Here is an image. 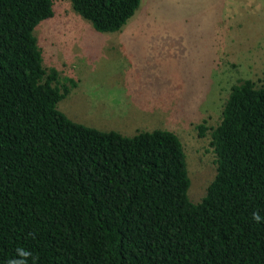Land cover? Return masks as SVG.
Returning a JSON list of instances; mask_svg holds the SVG:
<instances>
[{
	"label": "trees",
	"instance_id": "16d2710c",
	"mask_svg": "<svg viewBox=\"0 0 264 264\" xmlns=\"http://www.w3.org/2000/svg\"><path fill=\"white\" fill-rule=\"evenodd\" d=\"M98 33L139 0H68ZM52 0H0V264H264V82L229 87L208 136L214 175L197 203L177 136L125 137L56 109L72 79L41 66L33 29ZM262 219L256 223L252 217Z\"/></svg>",
	"mask_w": 264,
	"mask_h": 264
},
{
	"label": "rangeland",
	"instance_id": "374dc122",
	"mask_svg": "<svg viewBox=\"0 0 264 264\" xmlns=\"http://www.w3.org/2000/svg\"><path fill=\"white\" fill-rule=\"evenodd\" d=\"M32 32L41 66L72 79L56 109L70 121L131 137L174 133L185 156L187 198L197 203L214 175L208 136L229 87L264 82V0H139L117 32H95L52 0Z\"/></svg>",
	"mask_w": 264,
	"mask_h": 264
},
{
	"label": "clouds",
	"instance_id": "9594fccd",
	"mask_svg": "<svg viewBox=\"0 0 264 264\" xmlns=\"http://www.w3.org/2000/svg\"><path fill=\"white\" fill-rule=\"evenodd\" d=\"M252 219L256 223H260L262 218L258 214H253ZM31 257L32 253L29 250L20 247L16 250V258L10 260L9 264H29Z\"/></svg>",
	"mask_w": 264,
	"mask_h": 264
},
{
	"label": "crops",
	"instance_id": "0c3cea01",
	"mask_svg": "<svg viewBox=\"0 0 264 264\" xmlns=\"http://www.w3.org/2000/svg\"><path fill=\"white\" fill-rule=\"evenodd\" d=\"M73 89H75V87H74ZM71 90H72V89H71Z\"/></svg>",
	"mask_w": 264,
	"mask_h": 264
}]
</instances>
